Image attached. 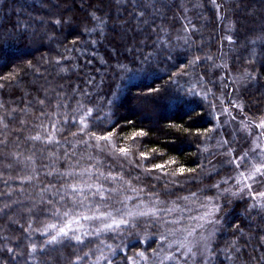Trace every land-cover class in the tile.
Masks as SVG:
<instances>
[{
    "label": "trees",
    "instance_id": "obj_1",
    "mask_svg": "<svg viewBox=\"0 0 264 264\" xmlns=\"http://www.w3.org/2000/svg\"><path fill=\"white\" fill-rule=\"evenodd\" d=\"M97 1L105 6L95 8ZM193 1L201 19L198 9H178L179 0H0V264H173L163 260L169 246L158 226L167 216L112 222L133 185L155 192L157 169L144 173L97 137L123 141L136 156L147 151L142 161L151 166L169 158L168 169L204 165L215 113L210 93H198L189 76L221 56L229 6L236 25L230 68L250 63L259 98L249 88L244 103L247 113H264V0L236 7L185 0L183 7ZM245 8L251 13L243 18ZM221 78L226 89L230 79ZM138 131L146 135L130 139ZM137 169L143 174L125 185L121 174ZM225 219L210 264H264V220L236 207ZM61 228L67 236H58Z\"/></svg>",
    "mask_w": 264,
    "mask_h": 264
},
{
    "label": "rangeland",
    "instance_id": "obj_2",
    "mask_svg": "<svg viewBox=\"0 0 264 264\" xmlns=\"http://www.w3.org/2000/svg\"><path fill=\"white\" fill-rule=\"evenodd\" d=\"M79 1L82 2L83 6H86L87 0ZM224 1H226L227 6H229L228 2L233 3V7H236L235 3H238V0ZM121 2L123 0H118L117 3L120 5ZM144 2L150 3L152 0H144ZM179 2L181 4L179 3L180 5H177V8H182L184 13L188 11V8H193L194 11L198 9L196 15L199 16V19L203 17L202 6L199 1H193L186 7H183L186 5L183 4L185 0H179ZM96 4H94L95 8L96 6H105V3H99V1ZM229 7L225 10L221 26V56L218 61H214L206 67V72L199 74L194 72L189 76L190 83L198 93H210V101L215 113L216 127L207 143L208 161L198 169H194V171L184 172L183 174H187L186 176H182L183 174L172 175L173 172L179 169L177 167L168 169L172 165L168 163L172 161V158L159 163L165 164L166 169H160L159 171L157 169L156 173L161 175L155 173L152 177L157 180L158 184L154 190L155 192L149 194L148 189L140 190L139 186L133 185L132 188L136 192L129 190L127 196L124 197L125 203L117 210L118 216L115 217V221L110 219L117 226L121 222L120 218H124V221L121 222L123 224L125 218L154 214L156 218L159 213L167 216L165 220H158V226L167 235L165 241L169 246V253L166 249L163 260L171 261L173 264H210L217 250V238H220L223 232L226 231L225 218L233 207L254 220L257 218L264 220V197L257 195L264 192V177H257L255 181L242 180V175H247L253 166L258 167L264 163V128L258 127L261 119L264 118V113L261 110L260 113L262 114L251 115L247 113V104L244 103V100H246L244 95H246L249 88L252 92L251 99L255 101L259 98V94L254 90L256 86L255 75L251 70L250 63L244 62L243 65L236 63L234 70L230 68L229 56L235 57L236 54V42H234V40L236 41V25L235 17L230 14L234 9ZM250 13L247 8L241 11L243 18L249 16ZM88 16L92 17L91 14H88ZM116 27V38L124 42V33H127V31L119 24ZM177 33H183V37L180 35L181 40H178L184 43L188 38L187 29L181 28ZM240 43L243 42L240 40ZM224 73L230 79L227 88L230 86L231 91H227V88L225 89L223 86L221 75ZM199 75H202L201 77H205V79H197ZM108 137H110L109 140H104L105 145L110 151L117 152L122 161H134L135 165L144 173H148L150 169H154V166L157 165L151 166L143 162L142 157L134 155L129 147L130 153L127 156L121 154L119 149L126 148L127 144L121 141V145L117 146L115 143L113 144V138ZM144 153H147V151ZM140 169L121 174V176H127V183L124 184L132 185L135 181L134 177L138 173L143 174L139 171ZM152 173L154 174V172ZM245 183L251 187H245ZM93 191H96V189L94 188ZM105 192H109V190L107 189ZM139 193L153 195L151 197L147 195L140 196L137 195ZM99 197L104 202V206L109 203L112 206L110 199L102 195ZM105 210L111 213L109 214L111 218L112 214L114 216L113 212L115 211ZM79 219L84 218L82 216ZM73 221L74 224L78 223L77 219H73ZM66 222L63 224L64 227L68 224ZM109 224L107 223L106 226L108 227ZM146 226L142 224L140 228L143 229ZM246 226L244 223V227ZM249 226H252V224ZM152 232H157V230L152 229ZM234 239L231 238L228 242L230 243ZM259 239L264 241V237H259ZM249 250L251 249L249 248ZM155 255L156 253L153 254L154 257Z\"/></svg>",
    "mask_w": 264,
    "mask_h": 264
},
{
    "label": "snow or ice",
    "instance_id": "obj_3",
    "mask_svg": "<svg viewBox=\"0 0 264 264\" xmlns=\"http://www.w3.org/2000/svg\"><path fill=\"white\" fill-rule=\"evenodd\" d=\"M258 127L264 128V118L261 119L260 124L258 125ZM94 135V134H93ZM146 135V133L144 131H138L136 133H134L132 135V137H130V139L135 140L137 137H141ZM110 137L108 136H101L98 137V139L100 140H109ZM36 139H39V137H36ZM120 153L127 156L130 153V149L129 148H121L119 149ZM153 151L155 152V149H153ZM141 157L143 159H148V156L146 153H141ZM243 159V158H241ZM168 163H175V161H169ZM166 167L165 164H157L155 165L156 169H164ZM185 171H194V169H187L185 170L184 168H179L177 169L175 172L172 173V175H178V174H183ZM257 177H264V163H262L260 166H253V168L247 173V175H242V180L247 181V180H253L255 181L257 179ZM239 183V181H238ZM245 187H251L250 185H248L247 183H245ZM257 195L264 197V192H260ZM87 219V217H85ZM54 227V226H53ZM108 227H111V225H109ZM68 233L63 229H59L58 231V236H67ZM74 239H76L77 241L80 240L79 236H75ZM57 240V235H54L52 237V240L49 241V243L51 242H55ZM189 251H191V249H189ZM142 255V254H141Z\"/></svg>",
    "mask_w": 264,
    "mask_h": 264
}]
</instances>
